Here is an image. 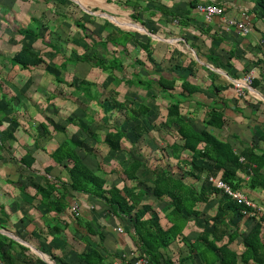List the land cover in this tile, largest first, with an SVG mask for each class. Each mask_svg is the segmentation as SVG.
Returning <instances> with one entry per match:
<instances>
[{"label":"trees","instance_id":"obj_1","mask_svg":"<svg viewBox=\"0 0 264 264\" xmlns=\"http://www.w3.org/2000/svg\"><path fill=\"white\" fill-rule=\"evenodd\" d=\"M32 1L38 2V0ZM44 1L48 4L51 12L62 17L68 16L67 6L62 2ZM258 4L264 8V0H258ZM126 5L133 9L131 17L135 21H141L136 8L129 4ZM191 5L196 8L198 6L193 2ZM162 12L174 17L178 15L171 10L163 9ZM88 22L83 15H78L73 19L74 25L83 33L80 38L84 41L87 40L88 43L84 45L82 53L72 51L70 55H66L68 42L58 36V33L56 35L55 31L48 24H44L41 18L33 17L30 25L18 28L17 33L24 37L31 36L36 41L40 40L42 47L45 46L55 52L56 56L62 55L63 61H60V65H56L59 72H52L56 81L67 82L63 78L62 72L78 62H87L90 67L100 68L101 71L109 73L112 80L101 84L104 88L107 87V95H103L99 90L100 78L94 79L97 76L89 78V74H87L79 80L78 84L70 82L75 90L81 92L88 100L84 102L80 99V102L88 107L84 109V118L90 123L95 122L98 108H104L106 104H109L111 111L115 112L114 117L121 118L124 123L133 122L134 133L138 138H142L149 131L146 125L139 120L143 117H151L155 110H159L165 116L164 124L169 130L164 139V147H160L165 161L162 159L163 163H153V159L150 160V156L145 155L146 151L141 149L135 152L139 156L133 155L131 153L133 145L130 146L127 139L128 131L124 127L126 124L118 126L113 123L114 119L106 121L107 119L102 118L100 126H106L107 131L103 133L102 137H99L100 131L92 130L90 136L106 144L110 151H125L130 160L119 163L120 166L113 163L110 177H108L106 168L102 169L104 161L101 160L97 168H92L87 164L84 156L78 153V149L83 148V142L82 139L79 141L78 136L67 128L75 118V116H70L64 118L63 128L57 126V122L53 125V130L64 132L66 135V138L56 148L49 151L45 146L36 142L34 150V152L38 149L45 151L48 162H52L55 167L64 168L67 179L51 182L48 178H44L42 183H35L32 176H23L16 168L15 175L18 174V179L15 180L9 176L7 181L15 180L20 191L27 192L28 195L31 193L29 187L33 186L36 194L40 196L38 206L55 214V217L59 218V222L62 220L61 216L67 213L71 219H74L75 225L84 226L88 233L101 238L102 232L95 229L81 212L76 214L72 210L71 202H69L71 196L77 198L79 194L88 195L103 203L105 208L113 214L127 216L132 223V229L129 230L133 240L131 253L149 260L152 264H175L174 257L171 256V247L175 241L182 242L189 247V252L185 256L181 255L182 250H180L179 264H188V262L193 264L191 256L194 255H199L203 264H264V212L258 207L247 206L246 203L237 201L210 180L211 176L222 179L234 190L239 191L245 185L252 189L264 190V150L260 149L258 143H253L244 147L240 152L236 151L231 142L220 138L215 133L216 129L224 128L227 120L224 110L217 104V101L206 107L201 129L195 127L192 118L184 116L182 112L185 107L184 102L194 100L200 90V85L195 80L198 78L194 71L195 66L198 65L196 60L192 59L186 66V69L189 70L186 75L177 74L169 77L163 73L155 76L149 75L148 72L144 74L142 70L147 71L148 68L146 62L139 56L131 58L129 45L134 41L136 46L145 51L146 57L150 59L154 53L150 39L144 42L137 38L136 33L123 30L120 27H111L107 32L99 35L96 28ZM35 23H37V28L33 29L32 25ZM34 45V43L32 46L24 44L12 56L8 57V61L11 64V70L15 72L12 78L13 82L22 70H40V72H33L30 80L27 79V82L38 88L39 81L35 79L36 76H39L49 66L50 60L53 61L56 56L52 60L44 52L37 51ZM196 51L198 53V50ZM127 58H131L132 61L125 63ZM172 58L171 55V71L173 72L175 64L171 61ZM207 59L216 63L213 56H209ZM68 64L70 65L68 66ZM128 67L132 71L123 77ZM116 71L121 72L122 77H119ZM249 71L248 69L246 72ZM15 82L21 85L20 82ZM262 82H264V75L259 78L255 75L251 86L257 87ZM211 83L216 91L224 89L220 85H214L213 78ZM121 84H125L129 90L120 88ZM0 92L2 98L8 100L9 93L4 91L1 83ZM158 95L167 99L168 103L158 105L154 101ZM53 98L49 97L47 100L51 101ZM10 99L13 102V97ZM68 99L72 100V103L78 101V98L68 97ZM3 116L4 110L0 107V127H6ZM153 116L155 118L151 120L152 122L157 117ZM46 117L48 116L46 115ZM41 125L43 131L48 133L51 120L48 123H41ZM86 128L81 127L80 131L85 133L88 129ZM1 130L3 129L1 128ZM260 140L264 142V136L260 137ZM4 147L8 148L5 141L0 142V150ZM10 150L8 148L9 152ZM88 150L92 152V149ZM14 151L11 150L9 162L16 164L9 165L11 168L22 164L28 168H34L33 164H27L24 155L18 156ZM199 159L202 160L201 163H199ZM142 167L144 168L142 169ZM147 168L152 173L149 185H146L141 177V171L143 172ZM100 171L105 174H100ZM113 174H117V178L121 177L123 185L113 182L115 181L112 178ZM244 176H247V179ZM21 179H29L31 182L25 183ZM155 200L167 203L168 210L161 211V209L153 208L152 203ZM212 201H215L213 206L215 211L206 218L204 205H208ZM163 212L166 213L165 217L169 222L167 226L161 220ZM0 213L9 218L3 203H0ZM199 216H204L209 225L201 229L195 239L188 238L190 233L187 235L185 230L188 228L189 220L191 217ZM250 220L253 224L246 227V223ZM64 225L55 224L48 228L49 231L52 229L56 234L64 231L65 228L62 227ZM0 227L3 226L0 224ZM75 233L77 234V231ZM74 237L78 239L77 236ZM239 237H242L241 246L237 248L235 243ZM70 250L71 248H67L65 254H68ZM30 251L29 247L0 232L1 264H29L34 259L29 255L35 257ZM17 253L24 256L19 258ZM131 253L127 254V258L132 257ZM77 258L78 262L85 264H105L106 262L99 246L90 245L89 249H84L82 252L77 251Z\"/></svg>","mask_w":264,"mask_h":264},{"label":"crops","instance_id":"obj_2","mask_svg":"<svg viewBox=\"0 0 264 264\" xmlns=\"http://www.w3.org/2000/svg\"><path fill=\"white\" fill-rule=\"evenodd\" d=\"M71 1L73 4L80 6L82 13L86 12L89 16V19H87V21H89L88 24L93 27H95L96 23L106 25V22H109V20L112 21V19L117 24L122 25L119 26L121 29L130 32L132 27L133 30L139 29L144 31L145 29L143 27H145L147 30L145 34H147L148 37L146 40L142 41L146 42L150 39L151 46L154 48V53L150 59L145 56H140L139 58L146 62L148 67L146 72H148L149 75L155 76L160 73L169 77L177 75L178 73L175 69L173 72L171 71V55L173 57L171 60L172 62L175 63L177 59L182 61L181 64L185 67L188 66L192 59L196 60L198 65L195 66L194 71L198 78H195V80L197 84L200 85V90L194 100L184 102L185 106L190 109L194 107L193 113L201 119H204L206 107L217 101V104L224 110L227 120L224 128L216 129L217 131L214 132L220 138L231 142L235 146L236 151L240 152L244 147L253 143H258L260 149L264 150V142L262 140L259 141L260 137L264 136V82L257 87L248 89L246 95H240L235 87L237 82L242 81L248 69L253 71L254 75L258 78L261 75H264V8L258 4V0H128V2L127 0ZM66 2L62 3L67 6L68 3ZM192 2L197 5L201 3H214L220 6L223 12L214 14L210 20H207L204 14L200 13L196 7L191 5ZM126 4L132 5L136 8V12L141 21H136L135 23V20L131 17L133 9ZM22 8L23 7H15V10L18 11V9ZM25 8L27 9L26 15H24L25 18L28 16V19L31 20L34 16L38 18L45 17V14H36L37 9L42 12L46 11V9L40 7L39 4H33L31 7ZM163 9L168 11L171 10V12L178 15L174 17L173 15L163 13ZM47 11L50 12L49 7ZM125 16L129 17L134 23L126 18V20L121 21L120 19H124ZM231 19L244 22L249 28V32L244 33L236 26L229 25L228 21ZM29 21L27 23H29ZM137 22L141 26L138 25ZM70 24L71 26L69 27L71 29H68V32L64 31L65 34L67 32L68 35H65L63 39L68 42V47L69 45H72V47L76 46L77 48H80L75 43H70L73 42L72 39H77L76 36H80L75 32L78 31L79 28L74 25L73 21H71ZM48 26L51 27V24H48ZM80 33L83 35L81 31ZM26 40L29 43L33 42L37 51H45V46L42 47L40 40L36 41V39L31 36L26 37ZM86 41L87 40H85V42ZM130 46L131 44L129 45V49ZM72 47L67 55H70L72 51H76ZM196 50H198V53ZM83 51L84 50L80 48V52H77L82 53ZM134 51L138 53V50L135 49ZM230 53L235 55L232 56ZM176 54L181 55L178 57ZM209 56H213L216 59V63L209 61L207 59ZM61 58L63 57L61 56ZM61 60L63 61V59L59 60L56 58L54 61L50 60L49 66L45 68L39 76H36L35 79L39 81V87L41 85V78L45 77L48 72H54L51 71L49 67L60 65ZM157 65H162L163 69L157 68ZM89 68L90 69L87 72L88 74L91 72L89 78H94L93 76H97L94 74L99 72L98 76L94 79L97 80V78H100L99 83H102L106 72L101 71L100 68ZM25 72H29V74L22 78H19L18 76L15 77L16 81L23 84V86L25 85L24 79L28 78L30 80V75H32L33 72H40V70H22L17 75L23 76ZM116 74L119 77H122L121 72L116 71ZM186 74L187 73H184V75ZM212 78L214 80V85H220L224 87V89L221 91L214 90L211 83ZM14 83L17 84L16 82ZM17 85L20 87L19 84ZM39 87L36 89L38 90ZM74 98H78V101L81 99L79 94H74L73 99ZM160 99L163 98L158 95V98L154 101H157V104L161 105ZM165 101H167V99H165ZM197 111H200L201 114H198ZM69 116L70 115L59 117L66 119ZM53 118L57 120V117ZM73 120V123L69 124L67 128H69L73 134L78 136L79 141L82 139V142L87 144H83L84 147L78 149V153L80 154L82 149L91 148L92 137H87L86 135H91L88 133H83V135L77 133L76 124H81V127H84L86 123L85 121H87L86 118L78 116ZM30 123L37 125L36 120H34L33 117H31ZM59 133L62 134L61 138L59 137ZM59 133L57 136H54L55 140L51 137L50 140L44 142L43 146L49 151L56 148L66 138L64 132ZM35 137H37V135H33V138ZM8 142L13 146L11 150H15L14 152L18 154V156L24 155L27 164H33L32 166L34 168H28L24 164L19 165L18 167L13 166L11 168L9 165H15V162H4L0 165V203L5 205L7 215L9 217L12 216L8 219L5 215H0V219L2 220L1 226H3L0 227V232L8 237L14 238L19 243L31 249L30 253L34 254L35 257L29 255V257L34 258L29 264H85L78 262L77 251L82 252L84 249H89L90 245L93 247L99 246L102 249L103 255L105 256V264H115L123 259V256L125 257L128 253H131L133 245V240L129 234V230L132 229L131 221L125 215L117 216L108 211L104 204L99 200H95L88 195L79 194V197L77 198L71 196L69 202H71V205L74 202L79 204L82 215L91 222L95 229L102 232V238L98 235L88 233L84 226L75 225L74 219H71L67 213L61 216L62 220L59 222V218L55 217V214L49 213L44 207L37 205L40 196L36 194V190L33 186L29 187L31 190L29 195L27 192L20 191L16 184L17 182L15 181L18 179V174L17 178L13 177L17 171H20L22 175H29L33 178L35 177V183H42L44 178H48L51 182H57L59 181L58 179L65 181L67 179L66 171L64 168L55 167L52 162H48V156H46L47 154L45 151L38 149L34 152L35 148L27 149V141L24 136H18L16 141L13 142L14 144L9 140ZM117 167H115L116 170ZM16 168H18L17 171ZM111 169L107 170L108 177H110ZM116 170L114 169V171ZM9 176L15 180L12 182L7 181V177ZM114 176L115 174L112 175L113 180H115L113 182L118 185H123L124 182L121 177L118 176L117 178V174L116 177ZM244 177L247 179V176ZM22 181L25 182L24 180ZM241 191L248 199L253 201L255 207L260 208L256 201L257 197H261L259 189H252L245 185ZM18 203L20 207H18ZM212 203V206H214L215 201H212ZM12 206L15 207L14 216L10 210V207ZM152 207L156 208L154 203H152ZM165 209L168 210V208ZM260 209L262 210V208ZM213 213L214 211L210 213V215ZM165 214L166 213L163 212L164 217ZM2 216L5 220L1 218ZM164 219L166 220V217ZM197 219H199V217ZM161 220L163 222L162 218ZM190 220L185 233H187V235L190 233L188 238L195 239L196 236L193 238L190 237L191 232H194L192 231L193 226H191ZM55 224H66L62 226L65 228L64 231L56 234L53 233L52 229L49 231L48 226ZM164 225H169V222L166 220ZM119 227L122 228V231L119 230ZM75 231H77V234ZM74 236H77L78 239ZM175 242L172 244L171 249L175 246ZM178 243L180 250H182L181 255L185 256L187 252H189L188 245H184L182 242ZM65 245H67V247H64ZM235 245L237 248L240 247L237 246L238 241ZM67 248H71V250L68 254H65ZM17 249L19 250L18 247ZM24 254L27 253L24 252ZM17 255L19 258L24 256L21 253H17ZM191 257H193V260H191L193 264H203L199 255Z\"/></svg>","mask_w":264,"mask_h":264},{"label":"rangeland","instance_id":"obj_3","mask_svg":"<svg viewBox=\"0 0 264 264\" xmlns=\"http://www.w3.org/2000/svg\"><path fill=\"white\" fill-rule=\"evenodd\" d=\"M52 1L54 2H57V1L66 2L67 1L66 3H68L67 5L68 16L62 17L51 11L48 12L47 11L48 5L45 3L44 0H42V2L38 0V2H41V3H38L32 0H0V83L4 87V91H8L9 93V98L7 100V98L6 99L2 98L1 92H0V98H1L0 107L4 110L3 121L6 124V127L5 126L0 127V142L5 141L9 150L10 148H13V146L9 145L10 143L6 141L5 139L11 141V143L14 144L13 142L16 141L18 136L19 137L24 136L26 138L27 149H34L36 147L35 146L36 142H39L40 145H43L44 142H46L47 140H50L51 137L55 140L54 136H57L59 131L57 132L56 130H53L54 123L57 122L56 123L57 126L62 127V128L64 127L63 126L64 119H62L59 116L70 115L71 117L73 116L84 117V109L88 108L87 106H85V104H83L80 101L76 100L75 103H72L73 101L72 100L69 101L68 99V97L73 98L74 94H79L81 99L84 102L88 101L86 97L81 92H77L73 84L70 83V82L72 83L74 82L75 84H78V82H80L79 80L88 74L87 72L90 69L89 68L90 65L86 62H83V63L78 62V64L76 65L74 64L62 72L63 78H65L67 82L56 81V79L54 78L55 77L54 73L48 72L45 75V77L41 78V85L37 91H35L36 88L34 84H30V82H27L28 78L24 79L25 85L23 86V84H21L20 87L14 83L16 79L14 80V82L12 81V78L15 72L11 70V64L8 61V57L12 56L14 52L17 51L24 44L25 46L26 45L32 46V43H33V42L31 43L27 42L26 37L17 33L18 28L23 27L24 25L26 26L28 24L30 25L31 23V20L28 19V16H26V18L24 17V15H26V10H27L25 7H31V5L33 4H39L40 7H44L46 9L45 12H42L37 9L36 14H40V13L45 14V17L41 18L42 21H44V24L46 25L51 24V27H53L52 30L55 31L56 35L59 34L58 36L62 38H64L65 35H68L67 34L68 29H71L69 27L71 26L70 22L73 21V19L76 16L83 15V17L86 20L89 19V16L86 14V12L82 13L80 10V6L73 4L71 0H52ZM15 7H23V8L18 9L17 11L15 10ZM36 18L39 19L38 17ZM125 18L130 20V18L126 16L124 17V19L122 18L120 20L124 21L126 20ZM28 21L29 23H27ZM130 21L134 22L132 20ZM137 24L140 25L138 22ZM46 25H43V26H46ZM32 26H33V29L37 28V23L33 24ZM32 26L30 27L32 28ZM119 26H122V25L117 24L113 19L112 21L111 20H109V22L107 21L106 25L105 24L102 25L100 23L95 24L96 32L99 35L101 33L104 34L111 27H119ZM64 31H67L66 34ZM146 31L147 30L144 31V30H139V29L133 30V27L131 29V32L136 33L137 38L140 40L147 39L148 35L145 34ZM75 32H77L82 37L79 30ZM80 36L78 37L76 36L77 39H72L73 42H70V43H75L78 47L84 50L85 48L84 45H86V43L88 42L87 41L85 42L83 39L80 38ZM71 47L72 45H69L66 55L70 51ZM72 48L80 52V48H77L76 46H73ZM130 49H131L132 56L139 55V57L140 56L146 57L145 51L140 49V47H137L134 41L131 43ZM135 49L138 50V53L134 51ZM43 52L44 54H47L49 58H51L52 60L56 56L55 52L47 48H45V51ZM180 55L176 54V56L178 57H180ZM61 56L62 55L59 54L55 58L63 59L61 58ZM131 61H132L131 58H127L125 60V63H130ZM181 63L182 61H179L176 59V62L174 63L175 70L177 71L178 74H184V73L188 74V71H186L187 70L186 67L183 66ZM69 65L70 64H68V66ZM157 68L163 69V66L157 65ZM49 69L56 73L59 72L57 67L51 66L49 67ZM131 71H132L131 68L128 67L127 70L124 72L125 74H123V77H125L126 74H130ZM98 73L99 72H96L94 75L98 76ZM142 73L146 74V71L142 70ZM28 74L29 72L28 73L25 72L23 76L18 75V77L22 78ZM104 76L105 77L103 79V82L107 81L108 83L112 80V77L109 75V73L106 72ZM102 83L98 84V88L101 91V93H103V95H107L108 94L107 87L104 88L101 85ZM120 88L124 90H129V88L125 84H121ZM53 95L55 96L54 98H53ZM11 97H13L14 99L13 102H11V99H10ZM49 97L53 98L52 99L53 101L51 100L48 102L47 99ZM29 98L30 100H27ZM155 102L157 103V101ZM160 102H161V105L162 104L165 105L168 103L167 101H165V99H160ZM162 107L164 108L165 106H162ZM95 108H98V107H95ZM193 108L194 107L190 109L185 106L182 112L184 116H188L193 119V122L196 128L201 129L203 127V119H201L199 116L193 113ZM97 111L98 113L96 116V120L95 122H93V124L92 123L89 124L90 123L89 120L85 121L86 123L84 125V128L88 127V129L86 128L87 130L85 131L86 134L87 133L90 134V131L95 130V131H100L99 137H102L103 133L107 131V127L104 125L100 126L101 125L100 120L102 118L107 119L106 121H109V120L112 121L114 119L113 123L118 126L126 124L124 127L128 131L127 139L130 142V146L133 145L131 146V153L133 155L139 156V154H136L135 152L138 149H141V150L146 151L145 155L150 156V160L153 159V163H157V162L163 163V161L161 162L162 159H164L165 161V157L163 156V153H161L160 147H164L165 145L164 139L169 130H168V127L164 124L165 116L162 113H160L159 110H155V112L152 114L151 117H148V118L143 117L141 120H139V122H142L146 125L149 131V133L146 134L142 138L141 137L138 138L137 135L134 133V130H133L134 123L133 122L124 123L121 118L114 117L115 112L111 111L109 104H106V107L104 108L99 107ZM197 113L201 114L200 111H197ZM46 115L51 118L50 119L51 125L49 126L50 131L48 133H45L43 131V128L41 125V123H44V122L48 123L50 121L49 118L46 117ZM153 115L157 116L154 122L151 121L155 118V116ZM31 117H33L34 120H36L37 125L34 123H30ZM53 117H57V120H55ZM76 126H77L76 128L78 131L77 133L83 135V131L82 130L80 131L81 124L79 125L76 124ZM1 128L3 130H1ZM33 135H37V137L33 138ZM86 136L89 138L91 137L90 135H86ZM59 137L60 138L62 137L61 133H59ZM98 140H95L93 138L91 139L92 152L86 148L81 150V155L85 156L84 158L86 159L87 163L91 165L93 168H97L101 160L104 161V164L102 165L103 167L102 169L106 168V170L111 169L113 163H116L117 165H119V163H125L127 161H130L129 156L127 155L125 151L124 152L123 151H110L106 144H103L102 142H99ZM134 142H135V145H134ZM83 144L87 145L86 143H83ZM8 148L4 147L3 149L0 150V165L4 162H9V160L11 159V156H10L11 150L9 152ZM201 162L202 160L199 159V163ZM143 168L144 167H142V169ZM103 171H100V174L104 175ZM23 176H27V175H23ZM13 177L17 178V175L14 174ZM114 177H116V174ZM141 177L145 181V184L149 185V183L152 180L151 178L152 173L147 168L145 171L143 172L141 171ZM39 180H40V177H39ZM24 181L25 183L31 182L29 179H24ZM259 191H260L259 193L261 194V197H257L256 201L264 212V191L263 190H259ZM155 201L153 202L154 206H156V208L158 209H161V211H165L166 210L165 208L168 207L167 203H164L160 200H155ZM212 205L213 203L204 205L205 213L207 214L206 218L207 216H210V213L215 211V208H213ZM18 207H20L19 203H18ZM10 210L12 211V215L14 216L15 207L14 206L10 207ZM161 216L163 219V224H165L166 220L164 219L165 217L163 213H161ZM10 217L8 219H10ZM1 218L5 220L3 216ZM197 218L198 217L190 218L191 226H193L192 231H194V232H191V235H190V237L192 238L195 237L197 235L196 233H198L201 229L209 225L208 223H206L205 221L206 218L204 216H199V219ZM1 222L2 220L0 219V224ZM246 224L248 225L247 227H249L253 224V222L250 220ZM241 240H242V237H239L237 246H241ZM175 243L176 244L171 251V256L174 257L175 264H179L180 247L178 245L179 244L178 242H175Z\"/></svg>","mask_w":264,"mask_h":264},{"label":"built area","instance_id":"obj_4","mask_svg":"<svg viewBox=\"0 0 264 264\" xmlns=\"http://www.w3.org/2000/svg\"><path fill=\"white\" fill-rule=\"evenodd\" d=\"M197 10L205 15V18L207 20H210L211 17L214 14L222 13L223 10L220 6L214 4V3H201L197 6ZM229 25L236 26L240 31H243L244 33L249 32V28L247 25L242 21H237L236 19H231L228 21ZM255 75L253 71H249L246 73L242 79V81L237 82L235 84V87L237 89V92L240 95H246L248 89H252L251 82L254 79ZM210 180L218 187L223 189L225 192L229 193L233 198H235L237 201L246 203L247 206L255 207V204L253 201L247 198V196L239 190H234L230 185H228L226 182H224L222 179H218L214 176L210 177ZM72 210L76 213H80V206L77 202H74L71 205ZM119 230L122 231V228L119 227ZM132 254L131 258H127V255L123 259H121L119 262L115 264H152L149 260L138 256L137 254Z\"/></svg>","mask_w":264,"mask_h":264},{"label":"water","instance_id":"obj_5","mask_svg":"<svg viewBox=\"0 0 264 264\" xmlns=\"http://www.w3.org/2000/svg\"><path fill=\"white\" fill-rule=\"evenodd\" d=\"M134 23V22H133ZM143 27V26H142ZM145 30H146V28L145 27H143Z\"/></svg>","mask_w":264,"mask_h":264}]
</instances>
